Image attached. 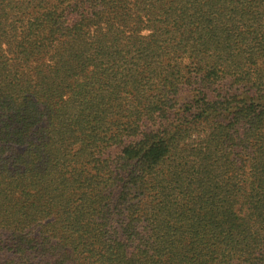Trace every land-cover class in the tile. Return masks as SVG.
I'll use <instances>...</instances> for the list:
<instances>
[{"label": "trees", "instance_id": "obj_1", "mask_svg": "<svg viewBox=\"0 0 264 264\" xmlns=\"http://www.w3.org/2000/svg\"><path fill=\"white\" fill-rule=\"evenodd\" d=\"M0 264H264V0H0Z\"/></svg>", "mask_w": 264, "mask_h": 264}]
</instances>
